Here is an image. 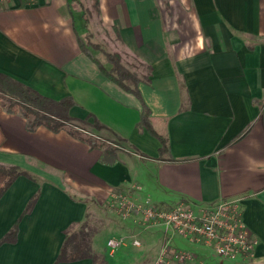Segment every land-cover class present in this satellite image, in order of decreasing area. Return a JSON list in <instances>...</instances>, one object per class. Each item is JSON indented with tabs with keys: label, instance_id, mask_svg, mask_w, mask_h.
Returning <instances> with one entry per match:
<instances>
[{
	"label": "crops",
	"instance_id": "obj_1",
	"mask_svg": "<svg viewBox=\"0 0 264 264\" xmlns=\"http://www.w3.org/2000/svg\"><path fill=\"white\" fill-rule=\"evenodd\" d=\"M94 2L0 3V74L54 101L71 98L69 115L87 121L73 123L87 135L114 147L116 136L124 140L111 154L92 150L68 131H29L22 115L3 108L0 165L33 180L20 177L0 200V239L37 192L40 197L20 224L17 243L0 248V264H56L67 232L88 228L91 201L105 205L115 194L161 207L238 201L259 241L252 258L223 261L177 236L171 246L208 264H264V0H98V13ZM86 14L126 69H151L150 83L142 81L139 90L168 152L139 129L142 101L82 51L79 39L108 67L89 41ZM95 120L106 129H95ZM164 233L135 229L141 252L129 243L104 264L154 262L171 238Z\"/></svg>",
	"mask_w": 264,
	"mask_h": 264
},
{
	"label": "trees",
	"instance_id": "obj_2",
	"mask_svg": "<svg viewBox=\"0 0 264 264\" xmlns=\"http://www.w3.org/2000/svg\"><path fill=\"white\" fill-rule=\"evenodd\" d=\"M24 4H26L25 1ZM94 11L97 13L99 12L98 0H95L94 2ZM83 42V40L79 39L82 51H84V53L100 67L101 71L124 91L133 94L142 101L143 111L141 122L138 126L139 129L141 131L144 129L147 130L153 137L160 140L162 144V154L168 152V141L164 137L158 135L153 129L150 121L151 112L143 102L139 90V85L142 81L150 83L149 77L152 72L151 69L143 66L145 68L144 72H147V75L142 79L141 76L138 77L124 67L122 57L119 54L106 53V62L111 65V68L107 69L90 52L88 49L89 44L87 45ZM93 46L97 50H102L99 45L93 44ZM5 100L10 103L6 108L7 112L22 115L27 120V129L29 131H34L40 126H44L54 133L68 131L70 135L86 143L92 150H104L108 154L114 153L123 147L121 143L123 144L124 140L116 135L115 136L118 142L115 143L117 146L114 147L104 140L85 135L86 133L77 128V126L73 123L86 124L87 121L70 117L69 111L75 105L71 98L64 99L60 102L54 101L40 95L29 86L18 82L5 74H0V112L3 110L2 102ZM93 127L99 131L106 129V127L97 120L94 121ZM4 143L5 137L0 129V146ZM22 176L33 180L28 173L21 171L18 167L0 165V200ZM39 197L40 192H37L28 202L24 212L16 221L12 229L1 238L0 248L6 244L13 245L17 243L20 232V224L27 215L32 213ZM90 240L91 234L86 232L84 229L77 233L71 232V230L68 231L61 254L57 259L56 264L69 263L82 259H92L94 264H104L102 256L92 250Z\"/></svg>",
	"mask_w": 264,
	"mask_h": 264
},
{
	"label": "built area",
	"instance_id": "obj_3",
	"mask_svg": "<svg viewBox=\"0 0 264 264\" xmlns=\"http://www.w3.org/2000/svg\"><path fill=\"white\" fill-rule=\"evenodd\" d=\"M13 0H0L1 4H8ZM26 4L35 5L40 0H24ZM119 198L123 194L116 195ZM125 196V195H124ZM127 200L126 197H123ZM125 217L131 211L143 216L148 223L146 230L161 226L165 234L179 237L193 244L203 245L213 256L223 261H237L252 258L259 244L258 239L251 233L243 219V212L238 201H221L210 206H190L179 203L169 207L154 206L152 204H124ZM126 246L123 238L110 239L107 247L111 254ZM134 247H141L138 240L133 241ZM154 264H208L204 258L194 253L171 247L168 238Z\"/></svg>",
	"mask_w": 264,
	"mask_h": 264
},
{
	"label": "rangeland",
	"instance_id": "obj_4",
	"mask_svg": "<svg viewBox=\"0 0 264 264\" xmlns=\"http://www.w3.org/2000/svg\"><path fill=\"white\" fill-rule=\"evenodd\" d=\"M86 18H87V23H88L86 31H88V33L90 34V35L88 34L90 37L89 41H91L93 44H97V43L100 44L99 46L103 48L101 50V59H102V61L106 62V58H105L106 53L112 54L113 53L112 51L114 50V48H112V45L109 43V41L107 39H102V37L100 38V32H99L100 29H99V27H98L99 25L96 23V21L93 22L92 19H89L87 14H86ZM103 34H104V32H103ZM100 40H101V42H100ZM122 63H123V61H122ZM133 63H134L133 66H136V68H137L138 67L137 63L136 62H133ZM123 65H124V63H123ZM106 66H108L107 69L111 68V65H109V64H107ZM124 66H126V65H124ZM127 69L131 73L137 75L138 77H140V76H142V74L146 73V72H144V70H141L140 67H138L137 69L129 67ZM9 104L10 103L7 100L2 102V106L4 109H6L9 106ZM85 135H87V134H85ZM91 135H92V133L90 132V135H87V136H91ZM117 142L118 141L116 140L114 143H117ZM121 145L124 146V144H122V143H121ZM116 195L117 194H115V196H113L112 199H110L108 201V203H106L105 205H100L99 203H96L94 201H91V203L89 204V214H88V217L86 219V226L88 228H84V229L86 230V232L91 234V238H93V240H92L93 246L97 242V246H94V248H95V250L97 248V250L101 254L102 258H105V257L111 258V257L115 256L117 253L116 252L112 255L110 250L108 249V247H106L107 242L110 239H115V238L125 239L126 246L124 248H126L129 245V243L131 244L129 246H133V241L138 240L141 243V247H134L133 246L134 247L133 251L136 252L137 254H139L141 252V248H142L143 244L141 242V239H139L138 236H135L133 234L135 232V229L141 228L142 231H148V230H151L154 228H162L161 226H156V227H153L151 229L146 230L145 227H147L148 223H145L143 216L141 214L134 212L133 210L131 211L132 213L129 217H125V215H124V213H125L124 204L127 202H132V200H130V198H128L127 196H124V195H123V197H126L127 200H124L123 197L119 198ZM122 229L124 231H126V235L125 236H116V234L119 231H122ZM78 230H79V228H78ZM71 232H73V231H71ZM75 233H77V232H75ZM128 235H130V237H127ZM172 238L173 237H171V241H172ZM195 245L203 246V245H199V244H195ZM172 248H174V247H172ZM160 252H161V250H160ZM160 252H159V254H160ZM189 252H192L197 257H200L198 255V253H195L194 251H189ZM156 259H155V261H156ZM155 261L153 262L152 258H150L147 260L146 264H152V263L154 264Z\"/></svg>",
	"mask_w": 264,
	"mask_h": 264
}]
</instances>
